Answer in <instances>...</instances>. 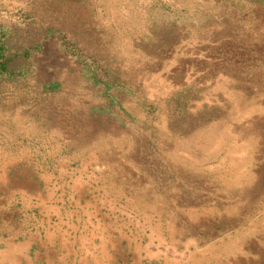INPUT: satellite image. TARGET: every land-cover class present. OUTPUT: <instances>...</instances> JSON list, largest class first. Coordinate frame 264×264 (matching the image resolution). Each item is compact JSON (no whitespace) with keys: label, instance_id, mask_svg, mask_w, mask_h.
Returning <instances> with one entry per match:
<instances>
[{"label":"rangeland","instance_id":"rangeland-1","mask_svg":"<svg viewBox=\"0 0 264 264\" xmlns=\"http://www.w3.org/2000/svg\"><path fill=\"white\" fill-rule=\"evenodd\" d=\"M0 181L125 263L264 264V0H0Z\"/></svg>","mask_w":264,"mask_h":264},{"label":"crops","instance_id":"crops-1","mask_svg":"<svg viewBox=\"0 0 264 264\" xmlns=\"http://www.w3.org/2000/svg\"><path fill=\"white\" fill-rule=\"evenodd\" d=\"M4 184L0 181V187ZM8 190L9 198L6 200L7 203H11L10 200L13 199L16 190L12 188ZM17 192H19L21 200L28 202L31 200L32 195H28L24 190L19 189ZM36 196L39 202L35 201V203L40 204L41 212L39 218H35V227L23 223L21 225L10 224L9 222H12L10 217L0 220V264H146V258L143 262L140 260L141 256H146L149 259L157 255L160 257L157 253L153 255L148 247L151 240L147 238L145 240L147 242H144L145 245H142L139 237V240H133V244L136 246H133L132 249H136L134 251L137 253H131V261L125 263L126 259L123 256L127 241L124 235H121L120 228L115 227V225H119L118 223L107 224L108 227L105 229L108 231L105 234L104 231L99 234L100 241L90 246L91 244L86 242L88 238L85 234L75 237L78 226L72 223L71 213H69L70 217H66L64 220L62 214H57L58 208H54L51 204H45L40 199V194L36 193ZM54 212L56 214L53 216ZM102 229L104 230V228ZM116 229L117 233H115ZM90 235L92 237L93 233ZM116 250L122 251L121 261L123 263L114 260ZM165 262L162 258V262L158 264Z\"/></svg>","mask_w":264,"mask_h":264}]
</instances>
